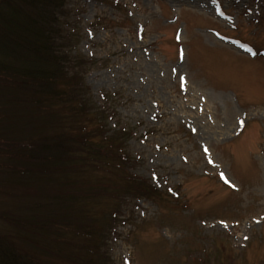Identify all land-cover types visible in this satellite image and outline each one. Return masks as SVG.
<instances>
[{
    "label": "rangeland",
    "instance_id": "1",
    "mask_svg": "<svg viewBox=\"0 0 264 264\" xmlns=\"http://www.w3.org/2000/svg\"><path fill=\"white\" fill-rule=\"evenodd\" d=\"M55 26L88 60L85 83L123 137L126 171L146 188L116 198L96 184L115 185L117 172H81L93 191L78 204L108 264H264V0H66ZM5 79L0 240L22 249L34 234L16 218L41 215L23 195L55 187L9 186L19 169L10 145L35 135L25 119L36 109ZM48 253L42 262L65 264Z\"/></svg>",
    "mask_w": 264,
    "mask_h": 264
},
{
    "label": "trees",
    "instance_id": "2",
    "mask_svg": "<svg viewBox=\"0 0 264 264\" xmlns=\"http://www.w3.org/2000/svg\"><path fill=\"white\" fill-rule=\"evenodd\" d=\"M65 2L0 0V78H6L8 84L16 82L10 93L32 102L36 109L25 119L34 127L35 135L21 141L23 145H10L19 169L9 186L18 192L34 183L43 188H49V184L55 187L51 194L37 189L34 195H23L37 201L41 215L16 218V223L29 228L25 227L27 231L22 234L34 235L21 236L28 243L22 249L16 239L5 241L2 237L0 264H46L39 257L46 252L49 258H59L65 264H108L88 238L90 234L95 239L100 236L99 232L93 233V216L85 205L78 204L80 192L88 196L93 191L85 192L91 186L84 185L87 182L81 172L91 165L105 167L111 175L117 172L120 179L115 185L99 180L96 184L116 198L139 196L146 191L126 171L123 137L109 128L107 110L93 98L85 83L81 68L88 60L67 48L69 35L65 37L63 29L55 26ZM64 186L69 188L64 190ZM47 224L52 232L45 230ZM65 228L72 232L69 238H64ZM44 235L48 236L46 240ZM58 240H63L68 249L61 248ZM55 241L60 245H53Z\"/></svg>",
    "mask_w": 264,
    "mask_h": 264
}]
</instances>
